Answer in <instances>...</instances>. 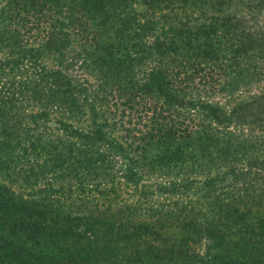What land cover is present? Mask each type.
<instances>
[{
  "label": "trees",
  "instance_id": "16d2710c",
  "mask_svg": "<svg viewBox=\"0 0 264 264\" xmlns=\"http://www.w3.org/2000/svg\"><path fill=\"white\" fill-rule=\"evenodd\" d=\"M211 2L0 0V77L9 79L0 85V264H264V212L237 201L264 199L247 182L264 169V146L232 128L240 120L257 137L264 88L228 110L211 105L191 94L200 83L176 49L175 40L196 58L221 57L212 38L231 19ZM196 3L202 19L185 13ZM229 26L240 27L238 46L258 43L242 21ZM26 101L37 109L24 113ZM213 156L227 159L200 196L218 182L235 199L216 219L144 206L155 191L195 188L187 167ZM174 169L180 179L146 189L147 174ZM172 216L182 235L163 238ZM202 236L204 255L191 246Z\"/></svg>",
  "mask_w": 264,
  "mask_h": 264
},
{
  "label": "rangeland",
  "instance_id": "374dc122",
  "mask_svg": "<svg viewBox=\"0 0 264 264\" xmlns=\"http://www.w3.org/2000/svg\"><path fill=\"white\" fill-rule=\"evenodd\" d=\"M140 0H137V3ZM213 8L212 11H216L218 15L229 16L231 19L229 21H225L226 27L228 30L221 31L218 35L213 36L212 40L216 39V43L221 45L222 50L219 55L221 57H213L210 58H196L193 52L190 51L184 44L182 45L179 41H176V49L181 53L188 55V64L187 68H184L185 72L192 73L193 78H195L194 83H200L198 87L199 91L195 89L191 91L192 95H198L201 100H207L211 105L223 107L226 110L236 105V102L241 101H249L251 97L259 95L260 91L264 88V0H212ZM197 6L194 8H190L186 10L185 13H192L193 17H199L202 19V14L199 10V3H196ZM221 13L219 14V12ZM144 13V12H143ZM146 13V12H145ZM214 13V12H213ZM210 15V14H209ZM208 23L210 20H204ZM242 21L245 26H249L250 29L257 37H255L258 43L249 42L245 46H238V43L235 39L236 36L240 32V27L232 28L230 25L237 24ZM155 33L161 34V31H157ZM150 34L144 35L150 36ZM253 37V36H252ZM150 39V38H148ZM146 39V40H148ZM196 41V40H195ZM237 43V49H239L237 54H232L227 51L228 44ZM227 45V46H226ZM194 47V45H191ZM15 71L11 79L15 76ZM20 70L18 72V75ZM22 75V74H20ZM90 80H93V77L87 76ZM9 80L5 77H0V85L2 82ZM205 84H204V83ZM38 105L34 102H25L20 105V109L24 111V113H29L35 109H37ZM237 124L232 123V128L235 127L236 132L239 130L245 134V137L250 142L255 150L262 148L264 146V128L259 129L254 127L252 130V135H257V137H250L246 129V125H244L240 120H238ZM54 124L53 122L51 123ZM233 130V129H232ZM45 136V135H44ZM43 136V137H44ZM227 158H223L225 160ZM223 160L221 158H214L207 163L197 166L190 165L187 167L189 170L188 177L195 181V188L192 189H183L180 195L170 194L169 196L158 194L157 191L154 192L153 195L149 199L152 201L150 204L144 205L145 207L152 206L156 210H159V203L164 201L165 205H167V209L169 208L174 213H178V210L181 211L182 208L186 210L183 212V215L187 213L188 207H193V215H196L198 219H202V214L207 213L209 219H216L219 214V211H222L223 205L232 199V194H225L221 192V188L216 182L217 186H215V191L212 192L210 197H202L200 194L205 192V187L202 188L205 184L206 180H210L212 176H215L216 171L221 165H223ZM177 169L172 170L169 173L166 172H151L147 174L145 180L148 181V186L146 189L150 188L151 190L157 189L154 183H167L168 181H177L181 178L182 174L175 173ZM165 173V174H164ZM260 173V172H258ZM173 178V179H172ZM264 178V169L262 173L258 174L257 180H253L251 178L247 179L248 184L253 189L254 193H261V190H264L263 184H258L259 179ZM40 181V180H39ZM250 181V182H249ZM44 181L37 182L33 187L42 186ZM225 180L222 181V185H224ZM215 185V184H214ZM23 188L25 185H21ZM155 188V189H154ZM132 190L129 187H125L122 185V194L125 199L132 200L133 196ZM229 192V190H226ZM263 195V194H261ZM259 197L253 193H248L246 196L242 197L239 201L240 204L245 203L249 204L250 208L254 211L264 212L263 205L264 199ZM170 202V203H169ZM176 203V205L174 204ZM244 208V206H242ZM183 215L181 216L183 218ZM177 216H172L170 221L173 220L172 225L166 229V231L162 232L164 237L177 238L182 235L183 230V221L181 220V224L178 220H176ZM210 243L205 237H201L197 242L191 244L192 248L198 251L200 254H207V250L205 245Z\"/></svg>",
  "mask_w": 264,
  "mask_h": 264
}]
</instances>
